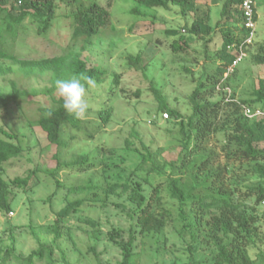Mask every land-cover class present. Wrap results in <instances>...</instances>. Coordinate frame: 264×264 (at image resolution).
<instances>
[{"label": "rangeland", "instance_id": "1", "mask_svg": "<svg viewBox=\"0 0 264 264\" xmlns=\"http://www.w3.org/2000/svg\"><path fill=\"white\" fill-rule=\"evenodd\" d=\"M224 1L195 0L199 11L187 15L176 6L141 7L139 15L131 12L137 6L136 0H56V18L45 32L39 33L37 23L26 17L16 36H7V47L18 58L39 60L81 52L89 65L104 68L107 73L103 81H93L88 87L86 118L79 120L77 127H64V146L58 149L48 143L36 123L39 106L52 102L48 92L53 86L51 73L26 74L19 63L0 58V92H10L13 87L26 92L18 101L0 98V126L15 133L13 141L22 147L21 154L5 162L0 172L8 181L30 177L25 190L12 187L11 211L0 210V264L7 248L12 250L6 264H27L18 255L26 258L42 244L52 249V254L46 249L42 257L34 255L33 264H98V260L101 264H120L123 254L117 242L128 237L133 224L128 213L132 205L128 193L109 194L105 188L114 182L132 180L142 183L148 192L145 179L153 185L160 184V194L172 217L161 232L138 234L132 264H214L216 249L207 237L208 216L197 202L212 192L209 170L197 168L204 155L196 153L186 168L174 173L190 195L182 206L186 218L178 215V200L170 194L168 177L172 169L168 164L182 150L179 122L186 123L192 113L190 96L200 84L212 85L207 74L219 75L222 30L240 31L238 24L228 23L225 27L219 23ZM92 2L109 13L108 22L82 49L84 36L75 31L74 15L81 5ZM263 3L257 0L255 42L228 80L217 82L209 96L211 101L230 94L237 99L252 98L254 88L264 80V62L255 61L257 56L264 60ZM205 17L211 26L209 33L191 34L189 29L196 19ZM181 36L189 39V44L181 52H174L172 42ZM139 53L142 62L130 64L128 57ZM114 75L119 77L117 84L113 83ZM152 86L160 88L166 104L180 112V119L160 109ZM53 94L58 95L56 90ZM106 108H112V114L104 123L99 111ZM165 112L168 118L163 116ZM254 114H263L260 107ZM207 146L217 154L215 165L228 166L226 183L238 188L235 200L254 206L255 196L246 195V186L258 184L261 179L252 163L228 157L223 132L213 133ZM146 148L152 152L154 163L149 161L145 168H137ZM57 150L59 161L54 157ZM82 157L89 163L78 164ZM58 162L61 166L53 177L49 171L57 168ZM72 186L86 189L69 191ZM76 200L82 201L78 209L60 219L58 213ZM256 213L259 237L248 246V253L254 264H264V202L256 205ZM56 229L61 234L58 239Z\"/></svg>", "mask_w": 264, "mask_h": 264}, {"label": "trees", "instance_id": "2", "mask_svg": "<svg viewBox=\"0 0 264 264\" xmlns=\"http://www.w3.org/2000/svg\"><path fill=\"white\" fill-rule=\"evenodd\" d=\"M56 0H0V58H10L19 63V68L26 74L32 73H51V81L53 86L48 92L51 93V104L41 105L38 108L37 125L45 133L48 143L55 144L58 149L64 146L62 140V132L66 125L77 127L80 121L66 114L62 107V101L58 95H54L56 90L55 81L57 79H68L73 75H81L90 77L92 81H103L107 70L96 65H89L86 58H82L81 52L70 51L66 54L43 58V59H21L12 54L7 47V36L14 38L18 32L19 25L26 18L30 17L37 23L38 32H45L56 18ZM137 6L131 10L132 13L142 14V8L170 6L179 7L180 11L187 15L190 12L197 13L199 6L195 0H136ZM242 0H225L221 8V19L219 23H223L228 27V23L238 24L239 33L228 29L222 30V66L219 67V75L207 74L206 78L211 81V86L200 84L190 96L192 103V113L187 118L186 123L182 120L179 122L183 132L182 150L177 159L171 161L168 166L171 168L169 175V189L173 198L178 200V215L186 218L183 210V204L187 203L190 195L185 193L181 187L180 176H174V173L182 171L186 168L193 155L203 154L204 157L197 164L199 170H209L208 178L212 192L203 195L197 199L200 207L204 209L208 216L207 224L209 226L208 239L211 240L216 249L213 256L214 264H254L248 253V246L257 242L259 237L258 220L256 213V205L264 202V80L260 82L258 87L254 88L252 98L237 99L235 95L230 94L222 96L217 101H211V96L217 85L222 79L228 80L229 76L223 77L228 64L234 59V54L229 51L228 46L233 43H239L245 33L242 26V11L239 5ZM264 7V3H263ZM206 13V12H205ZM109 13L96 2H92L88 6H80L74 15V23L76 33L84 36L82 49L92 38L99 34L101 27L108 22ZM206 16V14H205ZM207 17L196 19V22L189 29L191 34H208L211 26L207 22ZM175 35V31H171ZM183 40V42H181ZM189 44V39L183 36L172 42L174 52H181ZM129 63L137 65L142 62V54L136 57L129 56ZM256 62H264L263 58L257 56ZM187 71H191L186 68ZM119 77L114 75L113 83L117 84ZM225 87V86H224ZM223 87V88H224ZM225 89V88H224ZM152 91L157 99L160 100V109L169 112L172 118L178 120L182 116L177 109L170 108L165 98L162 96L160 88L152 86ZM226 92V90H225ZM26 92L13 87V90L7 93L0 92V98L9 101H18ZM261 109L263 114H254L256 108ZM246 109L250 111L252 116L246 114ZM51 113L47 116L46 113ZM112 114V108H106L99 111V116L104 123L109 122ZM215 132H223L226 145L229 147L228 157L240 162L252 163V169L261 179L258 184L247 185L246 195L255 196L254 206L250 207L241 201L235 200L233 197L236 189L231 188L226 183V175L228 171L227 165L217 164V154L208 148L207 143ZM17 138L15 133H11L0 126V169H3L4 163L12 158L18 157L22 152V147L16 144L13 139ZM127 146L130 148V141L127 140ZM147 149V148H146ZM146 154H142L141 161L137 168H145L147 162L154 163L152 152L146 150ZM59 159V150L54 154ZM59 161V160H58ZM88 160L82 157L78 162L84 165ZM57 168L49 171V174L56 177L59 171L60 162ZM89 163V162H88ZM158 167V166H157ZM159 168V167H158ZM29 176L15 177L8 181L2 177L0 172V210L8 213L12 209L11 196L12 187L23 188L28 186ZM58 185L61 184L56 179ZM144 184L148 185L149 191L143 190V184L127 180L124 182H114L109 184L105 191L111 194L128 193V200L131 202L129 216L133 220V224L128 232V237L123 242H117L122 249V260L120 264H132L134 258V246L138 238V234L161 232L167 222L171 220V209L165 207L163 198L160 194V184H151L145 179ZM85 186L69 187V191L83 190ZM81 200L70 202L59 213L60 219L69 215L71 211H76L81 205ZM203 215H205L203 213ZM202 215V216H203ZM116 232V231H115ZM118 236V233H115ZM61 236L59 229H56L55 239ZM48 249L46 244H42L40 249L26 258L18 259L26 261L27 264H33V257L37 255L42 257L44 251ZM10 248L6 249L5 257L1 264H6L7 258L11 253ZM49 255L52 254V249ZM98 264H101L98 260Z\"/></svg>", "mask_w": 264, "mask_h": 264}, {"label": "clouds", "instance_id": "3", "mask_svg": "<svg viewBox=\"0 0 264 264\" xmlns=\"http://www.w3.org/2000/svg\"><path fill=\"white\" fill-rule=\"evenodd\" d=\"M93 84L90 77L73 75L68 79H57L55 88L67 115L81 120L86 118L89 103L86 99L88 87ZM51 116V113H46Z\"/></svg>", "mask_w": 264, "mask_h": 264}, {"label": "built area", "instance_id": "4", "mask_svg": "<svg viewBox=\"0 0 264 264\" xmlns=\"http://www.w3.org/2000/svg\"><path fill=\"white\" fill-rule=\"evenodd\" d=\"M240 10L242 11V26L244 28V34L242 40L239 43H233L228 46L229 51H232L234 54V59L230 64L227 65L226 70L223 74V77L226 78L235 71L239 61L246 57L248 47L253 44L257 36V21H258V12H257V0H242L239 5ZM246 114L252 116L248 109H246ZM165 118L169 117L168 112L163 114Z\"/></svg>", "mask_w": 264, "mask_h": 264}]
</instances>
